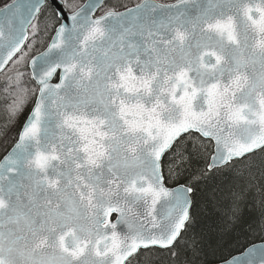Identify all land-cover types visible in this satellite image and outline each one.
<instances>
[{
    "label": "snow or ice",
    "instance_id": "1",
    "mask_svg": "<svg viewBox=\"0 0 264 264\" xmlns=\"http://www.w3.org/2000/svg\"><path fill=\"white\" fill-rule=\"evenodd\" d=\"M0 264H264V0H0Z\"/></svg>",
    "mask_w": 264,
    "mask_h": 264
},
{
    "label": "rangeland",
    "instance_id": "2",
    "mask_svg": "<svg viewBox=\"0 0 264 264\" xmlns=\"http://www.w3.org/2000/svg\"><path fill=\"white\" fill-rule=\"evenodd\" d=\"M136 0H129V6H131L132 3H135Z\"/></svg>",
    "mask_w": 264,
    "mask_h": 264
}]
</instances>
